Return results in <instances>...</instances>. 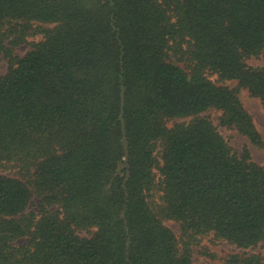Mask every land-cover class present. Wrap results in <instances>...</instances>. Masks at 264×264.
<instances>
[{
    "label": "trees",
    "instance_id": "16d2710c",
    "mask_svg": "<svg viewBox=\"0 0 264 264\" xmlns=\"http://www.w3.org/2000/svg\"><path fill=\"white\" fill-rule=\"evenodd\" d=\"M263 56L264 0H0V264H264V167L203 115L261 144Z\"/></svg>",
    "mask_w": 264,
    "mask_h": 264
},
{
    "label": "rangeland",
    "instance_id": "374dc122",
    "mask_svg": "<svg viewBox=\"0 0 264 264\" xmlns=\"http://www.w3.org/2000/svg\"><path fill=\"white\" fill-rule=\"evenodd\" d=\"M38 37L29 38V42L36 41ZM30 50V45H23L14 49L13 54L18 57L24 56ZM247 63L250 66L264 65V56L260 59H249ZM7 62L4 58H0V73H5ZM230 89L237 88L235 81H227L224 83ZM238 98L245 110L251 116L253 124L258 131L261 144H253L245 135L240 133L232 125L222 124V112L217 109H208L203 115L207 116L217 128L218 132L229 142V144L236 150L242 151L247 148L254 162L264 167V110L258 99L253 98L245 89H239ZM171 125V122L168 123ZM0 174L6 175V171L0 170ZM33 209V208H30ZM164 224L174 233L177 239L180 236L179 225L175 221H165ZM85 236L84 232L79 233ZM243 251L236 249L234 246L226 243L213 241L210 238H204L201 243L192 248L191 264H226L228 256L234 254H241ZM251 252L261 254L264 258V246L258 247Z\"/></svg>",
    "mask_w": 264,
    "mask_h": 264
}]
</instances>
